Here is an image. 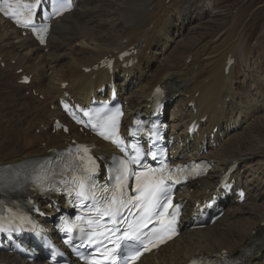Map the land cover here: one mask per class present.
Here are the masks:
<instances>
[{
	"label": "bare ground",
	"instance_id": "obj_1",
	"mask_svg": "<svg viewBox=\"0 0 264 264\" xmlns=\"http://www.w3.org/2000/svg\"><path fill=\"white\" fill-rule=\"evenodd\" d=\"M189 3L191 0H79L74 11L54 23L46 46L22 36L0 17V168L46 154L50 148L64 146L71 137H87L108 152L114 150L95 137L84 136L72 123H69L68 135L52 131L50 119L60 115L52 106L64 91H69L75 99L89 100L97 93V88L113 80L119 86L120 96L128 101L126 118L130 119L135 111L148 112L154 88L163 86L173 100L169 121L170 133L177 141L176 151L196 158L205 144L204 137L186 135L189 121H200L206 116L201 127L208 134L218 126L216 145L208 140L207 153L202 155L213 164V170L206 177L191 182L181 194L186 199V207L190 210L196 201H208L211 194L218 193L219 178L234 164L232 177L236 184L247 189V201L251 200L253 205L246 210L247 201L241 206L236 196L229 197L225 213L215 225L203 229L185 228L159 252L143 256L138 264H186L199 255L217 257L223 253L228 258L242 259L240 264H258L264 250V209L258 213L263 208L258 200L264 194L260 192L256 196L251 192L254 189L248 186V173L264 165V142L252 141L244 146L239 144V139V145L236 144L239 148L235 146V150L229 142L232 132L246 127L251 109L260 112L259 102L264 105V91L258 89L263 95L256 103L237 113H229L235 101L234 89L228 86L234 64L228 69L226 65L238 44L231 42L230 48L226 36L215 38L213 47L210 40L200 41L192 60L182 67L164 65L174 40L181 36L185 26L186 17L182 12L192 16L189 9L184 10ZM200 3L202 10H206L205 1L200 0ZM182 42L184 40L179 41ZM133 49L137 52L131 58L132 64L128 58L123 64L118 55ZM111 58L115 59L112 72L105 65L106 59ZM23 75L32 77L29 84L19 83ZM253 83L258 88L262 85L259 79ZM191 102L192 107L188 106ZM38 128L40 131L36 132ZM237 151L239 154H235ZM260 176L256 182L249 183L259 186ZM56 202L62 204L60 199ZM43 203V208L55 213V209ZM0 261L46 264L43 261L27 263L6 253H0Z\"/></svg>",
	"mask_w": 264,
	"mask_h": 264
},
{
	"label": "rangeland",
	"instance_id": "obj_2",
	"mask_svg": "<svg viewBox=\"0 0 264 264\" xmlns=\"http://www.w3.org/2000/svg\"><path fill=\"white\" fill-rule=\"evenodd\" d=\"M204 1L206 3V10H202L201 6H199L201 4L200 0H191V3L184 6V10L186 11L189 9L192 16L190 14L185 15L182 12V15L186 17V20L183 19L185 26L181 36L174 40L169 50L170 52H168L169 57L164 65L168 64L170 67L175 68L182 67L187 61L192 60V53L202 41L210 40L208 42H210V45L213 47L219 36H226L228 40L226 41L230 44V48H232L235 42H237L236 45L239 43L237 47H239L240 52L236 57L237 59L235 58L234 65L230 69V74L232 75H230V83H228V86L234 89L232 93L235 94V96L232 95L235 101L231 103L232 105L228 110L229 113L232 111L237 113L241 108L244 109L256 103V100L259 101V98L263 95V93H259V90L264 91L262 88L264 86V0ZM238 35L240 36L237 37ZM237 39L239 40L237 41ZM182 40H184V42L179 43V41ZM231 42L234 43L232 44ZM234 50L236 54L237 48ZM162 60H164V58ZM221 66H223V64ZM258 79L262 84L259 88L253 83L254 80ZM259 103L262 106L259 113H256L253 109L250 110V116L246 121L248 126L245 125L248 129L246 127H241L238 129L240 136L236 132L238 130H236L230 134V137L232 135L231 138H227L226 142L230 138L229 143L232 142L231 146L234 150L237 147L236 144L246 146L247 143L251 144L252 141L256 143L260 141L264 142V105H262L261 102ZM171 116L172 111L170 117ZM36 131L38 132L39 129H36ZM233 137L235 138L232 140ZM237 140H239V144ZM235 154H239V151ZM263 168L264 165L260 169L256 168L257 170L253 168L254 170L251 171L250 169L251 173H248L250 182H256L255 179L258 180V176L261 174L258 182V184L260 183L259 186L255 187L248 181V186L254 189H251V192L256 196L260 192L264 194ZM258 203L263 205V208L258 212L261 213L264 209V195L258 200ZM252 205V202H248L244 207H246V210H249ZM245 217L246 215L243 216V218ZM261 253V264H264V250L261 251Z\"/></svg>",
	"mask_w": 264,
	"mask_h": 264
},
{
	"label": "snow or ice",
	"instance_id": "obj_3",
	"mask_svg": "<svg viewBox=\"0 0 264 264\" xmlns=\"http://www.w3.org/2000/svg\"><path fill=\"white\" fill-rule=\"evenodd\" d=\"M36 4H39V0H35ZM70 3L68 7H70ZM25 7H31V5H25ZM66 9H60L56 12L57 15L61 14L62 11ZM8 14V13H6ZM21 21L17 20V23ZM23 23H30V20L23 21ZM43 31H47V28L43 29ZM41 42H43V36L40 37ZM27 80V78H25ZM159 91V90H158ZM112 129L111 135H105L104 131L100 132V135L105 136L106 139H113L115 135V129L117 127V120L116 117H110L109 122H106L104 127H109ZM116 143H122L118 138L114 139ZM136 155L131 157L130 160H122L120 161V175L116 177L117 183L113 189L105 188L103 191L104 193H111L110 197L106 199L105 204L102 207H96L95 210L101 217H109L113 223H116V218L120 214L122 208L128 207L129 210L132 207L139 209L140 216L138 220L140 222L147 221L148 223L152 222V217L156 216V222L159 224L167 223V231H165L162 235L158 234L159 232L163 231L162 229L153 228L151 233L144 232L143 227L140 224L134 226L133 223H129L125 220V223H128V231L123 233V236L118 238L121 240L133 241L134 243L129 245L127 243L121 244L117 243L113 249H108L102 254L103 261L110 262V264H116V256L119 250L122 264H131V262L137 260L140 255L142 254L139 249L136 248V244H140L143 247L144 251H149L152 247H158L159 244L166 242V240L171 239L176 234V218L179 215L180 205L177 204L174 207L172 212L171 220L165 219L164 213L157 212V209L163 207L165 211L169 207H171V197L170 193V186L167 184V181L171 180V175H165V169L167 166H164L160 169H153L145 166L143 171H138L135 173H131L135 176L136 186H135V193L136 195L131 197H126L124 192V188H126V181L128 179V175L130 174L129 164H139V156L140 151L136 149ZM87 152V149H85ZM91 160V158L89 157ZM92 164H95V161H92ZM84 171L91 173L95 171V167L84 169ZM91 176H81V177H74L73 183L77 185L75 189V194L77 197L81 199L83 203L84 200L88 199H96L95 191H92L90 194L86 190V181L90 180ZM104 199V197H101ZM166 200V204H162L161 201ZM91 224L92 221H89ZM98 223V222H97ZM115 235L111 229L105 227L104 232L100 233L99 235ZM96 233H92L88 239L89 242L92 244L97 243L95 239ZM147 241V243H145ZM71 239H69L68 243H71ZM128 252H133L134 254L131 256H125L124 250ZM99 251V249H97ZM93 264H102L101 260H94Z\"/></svg>",
	"mask_w": 264,
	"mask_h": 264
}]
</instances>
